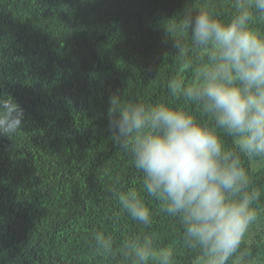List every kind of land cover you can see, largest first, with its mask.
<instances>
[{
	"label": "trees",
	"instance_id": "1",
	"mask_svg": "<svg viewBox=\"0 0 264 264\" xmlns=\"http://www.w3.org/2000/svg\"><path fill=\"white\" fill-rule=\"evenodd\" d=\"M190 2L230 14L226 0H0V92L24 109L23 130L0 136V264H115L92 256L90 234L119 241L140 230L109 219L117 178L123 189L140 178L110 139L109 97L172 103L162 23ZM254 179L264 186V170ZM149 207V231L178 239V222L156 201Z\"/></svg>",
	"mask_w": 264,
	"mask_h": 264
},
{
	"label": "clouds",
	"instance_id": "2",
	"mask_svg": "<svg viewBox=\"0 0 264 264\" xmlns=\"http://www.w3.org/2000/svg\"><path fill=\"white\" fill-rule=\"evenodd\" d=\"M187 3L162 26L171 45L163 61L175 63L167 96L154 104L109 97L110 139L140 174L138 187L109 189L115 224L140 230L119 241L90 234L93 257L115 264H261L264 253V0H226L227 18ZM178 102H182V105ZM193 106L194 111L189 110ZM24 109L0 92V136L23 130ZM150 201L178 222L180 235L161 241L149 231ZM3 218L0 217V220Z\"/></svg>",
	"mask_w": 264,
	"mask_h": 264
},
{
	"label": "rangeland",
	"instance_id": "3",
	"mask_svg": "<svg viewBox=\"0 0 264 264\" xmlns=\"http://www.w3.org/2000/svg\"><path fill=\"white\" fill-rule=\"evenodd\" d=\"M256 26L258 28L264 30V23H258ZM256 245H258L259 247L264 246V243H259V237H257V244ZM259 253H261V252H259ZM261 264H264V256L261 257Z\"/></svg>",
	"mask_w": 264,
	"mask_h": 264
}]
</instances>
